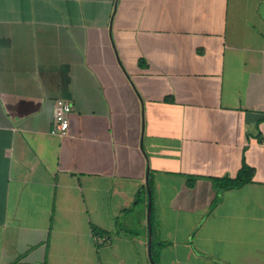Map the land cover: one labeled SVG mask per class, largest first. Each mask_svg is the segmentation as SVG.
Listing matches in <instances>:
<instances>
[{
	"label": "crops",
	"instance_id": "obj_1",
	"mask_svg": "<svg viewBox=\"0 0 264 264\" xmlns=\"http://www.w3.org/2000/svg\"><path fill=\"white\" fill-rule=\"evenodd\" d=\"M0 264H264V0H0Z\"/></svg>",
	"mask_w": 264,
	"mask_h": 264
},
{
	"label": "built area",
	"instance_id": "obj_2",
	"mask_svg": "<svg viewBox=\"0 0 264 264\" xmlns=\"http://www.w3.org/2000/svg\"><path fill=\"white\" fill-rule=\"evenodd\" d=\"M72 111L73 104L68 99L60 97L55 100L53 125L50 130L51 134L58 136L68 135Z\"/></svg>",
	"mask_w": 264,
	"mask_h": 264
},
{
	"label": "trees",
	"instance_id": "obj_3",
	"mask_svg": "<svg viewBox=\"0 0 264 264\" xmlns=\"http://www.w3.org/2000/svg\"><path fill=\"white\" fill-rule=\"evenodd\" d=\"M254 171L250 169L247 173L240 174L238 176H223V177H214L213 180L216 184L217 196L214 199L213 207L219 202L220 195L224 190L239 188L246 183L253 181ZM95 233L102 234L103 231H100L97 227H94Z\"/></svg>",
	"mask_w": 264,
	"mask_h": 264
},
{
	"label": "water",
	"instance_id": "obj_4",
	"mask_svg": "<svg viewBox=\"0 0 264 264\" xmlns=\"http://www.w3.org/2000/svg\"><path fill=\"white\" fill-rule=\"evenodd\" d=\"M149 211H150V208H149ZM149 214H150V212H149ZM150 231H151V228H150Z\"/></svg>",
	"mask_w": 264,
	"mask_h": 264
}]
</instances>
